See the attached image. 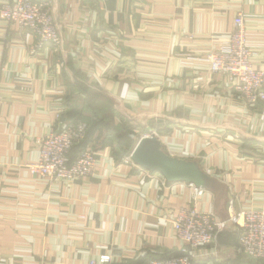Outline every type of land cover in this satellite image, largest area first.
Returning a JSON list of instances; mask_svg holds the SVG:
<instances>
[{
  "label": "crops",
  "instance_id": "crops-1",
  "mask_svg": "<svg viewBox=\"0 0 264 264\" xmlns=\"http://www.w3.org/2000/svg\"><path fill=\"white\" fill-rule=\"evenodd\" d=\"M48 1L63 40L58 53L48 46L32 55V35L0 20V264H147L179 255L171 221L193 191L125 164L110 125L122 121L156 129L168 154L199 161L224 186L205 190L201 210L226 221L232 200L238 210L264 207V104H244L205 61L243 12L248 46L262 62L264 0ZM73 120L101 123L88 144L96 175L33 177L27 163L39 159L38 140ZM238 247L228 223L196 263L264 264Z\"/></svg>",
  "mask_w": 264,
  "mask_h": 264
},
{
  "label": "built area",
  "instance_id": "built-area-1",
  "mask_svg": "<svg viewBox=\"0 0 264 264\" xmlns=\"http://www.w3.org/2000/svg\"><path fill=\"white\" fill-rule=\"evenodd\" d=\"M0 20L10 27H18L23 34L32 35V55L48 46L57 53L62 49L60 27L48 0H1ZM255 56V51L248 46L245 15L238 12L229 38L205 57L211 73L226 76L237 97L244 104L254 107L264 104V55L259 65ZM87 131L86 123L73 120L40 138L39 159L27 163L30 174L44 181L62 183L94 177L98 159L92 147L81 149L73 161L70 157L73 148L86 138ZM153 135L161 140L156 129L147 130L142 138ZM123 162L131 164V154ZM163 180L167 183L164 177ZM189 187L193 191L192 203L179 207L171 221L175 238L183 243L179 255L152 259L147 264H197L198 251L215 245L227 223L237 227L239 251L250 259L264 262V207L238 210L232 200L228 220L221 221L213 212L199 208L205 190L193 184ZM102 261L103 264H110L108 257H103ZM91 264L97 263L93 261Z\"/></svg>",
  "mask_w": 264,
  "mask_h": 264
},
{
  "label": "water",
  "instance_id": "water-1",
  "mask_svg": "<svg viewBox=\"0 0 264 264\" xmlns=\"http://www.w3.org/2000/svg\"><path fill=\"white\" fill-rule=\"evenodd\" d=\"M131 160L143 170L162 175L170 183L193 184L197 188L213 192L224 188L217 179L201 168L199 161L168 154L156 135L141 138L131 153Z\"/></svg>",
  "mask_w": 264,
  "mask_h": 264
},
{
  "label": "trees",
  "instance_id": "trees-1",
  "mask_svg": "<svg viewBox=\"0 0 264 264\" xmlns=\"http://www.w3.org/2000/svg\"><path fill=\"white\" fill-rule=\"evenodd\" d=\"M85 123V122H84ZM90 123H92V122H86V124L88 125V127H90V130L88 129V131H87V135H86V138L84 139V141L82 142V143H80L79 145H77V146H75L74 148H73V150L71 151V154H70V157H71V161H73L76 157H77V155H78V153L81 151V149H83V148H85V147H87L88 146V144H89V140L91 139V136L94 134V132L96 131V129L98 128V126L100 127L101 126V123H98V122H93V124L92 125H90ZM106 129L108 128L107 126H104ZM114 131L117 133L118 131H117V128L116 129H114ZM131 133H128V136H123V135H120V136H122V137H120L121 139H120V141L119 142H121L120 143V147L122 148L123 146H128V148L127 149H124V152L126 153V155H130L131 153H132V151L134 150V148H135V146L137 145V143L139 142V140L137 141V143L135 144V146H133L132 147V143L134 142V141H132L133 139H132V137H131V135H133V134H131ZM126 135V134H125ZM126 138V142H125V140L123 141V139H125ZM129 144V145H128ZM123 149V148H122ZM168 258H170V257H168Z\"/></svg>",
  "mask_w": 264,
  "mask_h": 264
},
{
  "label": "rangeland",
  "instance_id": "rangeland-1",
  "mask_svg": "<svg viewBox=\"0 0 264 264\" xmlns=\"http://www.w3.org/2000/svg\"><path fill=\"white\" fill-rule=\"evenodd\" d=\"M113 128H112V130H114V129H116L117 128V133L116 132H113V134H114V136L116 137V146L120 149V150H122V151H124V149H127L128 148V146H123L122 148L120 147V143L121 142H119L120 141V137H122V136H120V135H123V136H128V133H131V134H133V135H131V137H132V141H134L133 143H132V147L133 146H135V144L137 143V141L139 140V139H141L142 138V136L144 135V134H146L147 133V131H146V128H140V127H136L135 125H133V124H131L130 122H125V121H122L121 122V124L120 125H118V126H116V125H114V124H110ZM88 126V125H87ZM58 128H61V127H58ZM88 129L90 130V127H88ZM149 129H153V128H151V127H149L148 128V130ZM106 130L104 129V132H105ZM126 134V135H125ZM120 136V137H119ZM125 140V142L127 141L126 140V138L125 139H123V141ZM129 145V144H128ZM129 156V155H128ZM127 156V157H128Z\"/></svg>",
  "mask_w": 264,
  "mask_h": 264
}]
</instances>
